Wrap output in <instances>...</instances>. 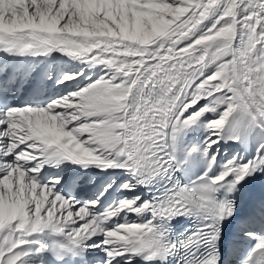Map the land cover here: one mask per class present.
<instances>
[{"label":"snow or ice","instance_id":"6c2138e0","mask_svg":"<svg viewBox=\"0 0 264 264\" xmlns=\"http://www.w3.org/2000/svg\"><path fill=\"white\" fill-rule=\"evenodd\" d=\"M0 264H264V0H0Z\"/></svg>","mask_w":264,"mask_h":264}]
</instances>
